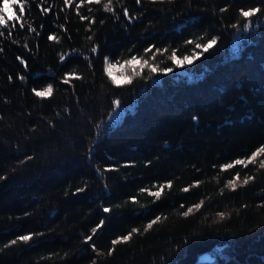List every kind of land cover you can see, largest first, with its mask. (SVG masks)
I'll return each mask as SVG.
<instances>
[{
  "label": "trees",
  "instance_id": "16d2710c",
  "mask_svg": "<svg viewBox=\"0 0 264 264\" xmlns=\"http://www.w3.org/2000/svg\"><path fill=\"white\" fill-rule=\"evenodd\" d=\"M25 2L0 26V264H264V169L220 167L264 145V0ZM173 49L201 55L177 65ZM106 57L130 84L112 83ZM237 172L254 179L231 190Z\"/></svg>",
  "mask_w": 264,
  "mask_h": 264
},
{
  "label": "snow or ice",
  "instance_id": "6c2138e0",
  "mask_svg": "<svg viewBox=\"0 0 264 264\" xmlns=\"http://www.w3.org/2000/svg\"><path fill=\"white\" fill-rule=\"evenodd\" d=\"M66 5H69L72 3V0H64ZM83 3H96V4H103V8L106 11L111 12L112 9V4H113V0H81V4ZM137 3H140V0H137ZM16 6H19V13L23 14L26 8V2L25 0H0V26H7L9 21L12 20H17L19 21L21 16L17 14V11L14 10V8ZM77 8L80 7V4L76 5ZM45 12L48 11L47 8L44 9ZM262 9L258 8V7H250L247 10L241 9L240 10V15L244 18V20L246 21L243 24V28L245 30H247L249 28V23L248 21L250 20V18H252L253 16H255L257 13L261 12ZM124 15L128 16L129 15V11L128 9H124ZM82 20L87 19L84 16L80 17ZM23 26V25H22ZM14 27V25H13ZM235 27V26H234ZM29 30H32L31 27L29 26ZM3 33L0 32V35H2ZM49 39H57V37L55 36H49ZM89 39H91V37H89ZM186 43H195L194 41H187ZM216 44V38L212 37L211 39H208L206 44H201V43H195V47L197 49L202 48L203 51L207 52L209 49H211L214 45ZM96 48L93 47L92 48V52H95ZM145 53H151L152 57L155 56V54L157 52H163L165 50L162 49H156L155 52L152 51L151 48H146ZM67 55V54H65ZM65 55H62L60 57L61 60L65 59ZM201 55L200 52H194L192 55H185L182 58L177 56L176 50L173 49L172 50V55L169 57V59H171L174 63H176L177 65H183V64H191L195 59L199 58V56ZM125 64L128 66L133 67L134 69L136 67H140V68H144L146 65L151 69L152 72H156L157 71V67L153 64H149V61L147 59H143V58H138L137 56H132L129 60L125 61ZM105 72L107 73L108 77L111 79L113 84L116 85H124V84H130L132 82L131 77L128 76H122V77H116L113 75V65L111 64L110 60L106 57L105 58ZM162 71L164 72H171L172 69L171 68H164L162 69ZM74 75V73H73ZM135 75H139V73H135ZM79 78V77H76ZM67 82V81H66ZM35 95L37 97H41V98H46V97H50L53 94V87L52 85H48L47 87L43 88V90L37 91V90H33ZM119 104V100H114L113 101V105L117 106ZM264 154V145L258 147L255 151H253L251 153V155L245 157V158H240V159H235L232 160L230 163L221 165V169L222 170H227V169H232L235 166L239 165L241 167H247L250 164H259V167L264 169V159H258L259 157H261V155ZM254 179L253 176H244L241 179V175L239 172L236 173V175L228 181L226 187H229L231 190H235L238 187V182L243 184V185H247L250 181H252ZM200 182L196 181L194 182V185H190L188 187H185L183 189H181L184 192H188L190 190V188L192 186H196L198 185ZM158 191L155 192H151L150 195H152L154 198L159 199L162 195V193L164 192L165 188H171L172 187V182L168 181L167 184H161L158 185ZM78 191H82V189L78 190ZM147 191L146 189H141V192ZM223 191V190H222ZM130 199H132L133 201H136V198L130 197ZM204 201H200L199 203L194 204L192 207L187 208L186 211H184L182 213L183 216L187 217L188 215L192 214L194 210H199L202 206H203ZM183 207V205L181 206ZM110 209L109 208H104V212H109ZM217 216L220 219H223L225 216V213H218ZM162 219V217L157 216L153 221H151L145 228V230L150 229L155 223L159 222ZM104 224V221L101 220L99 224L96 225L95 228L92 229L93 234L96 233L97 229L101 228L102 225ZM137 232V229H132L131 232H129L128 234L118 237L116 240L112 241L113 245H116L119 242H126L129 241L133 235V233ZM31 234L29 235H25V236H21L18 237L19 240L22 241H28L30 240ZM92 236H88L86 237V240H91ZM16 241H12L11 243H15ZM113 252V249H109L108 254L111 255ZM93 264H95V261H93Z\"/></svg>",
  "mask_w": 264,
  "mask_h": 264
},
{
  "label": "rangeland",
  "instance_id": "374dc122",
  "mask_svg": "<svg viewBox=\"0 0 264 264\" xmlns=\"http://www.w3.org/2000/svg\"><path fill=\"white\" fill-rule=\"evenodd\" d=\"M111 64L113 65V75L116 77H122L125 76L123 70L120 68V65L116 62H111ZM129 96V95H128ZM127 95H125V99H128ZM161 104V101H157V100H152L151 105H153L152 109L156 110L157 106H159ZM203 257L206 256V254L202 255Z\"/></svg>",
  "mask_w": 264,
  "mask_h": 264
}]
</instances>
